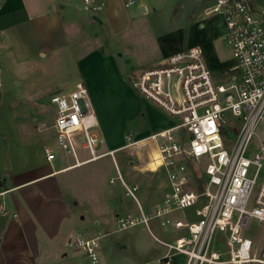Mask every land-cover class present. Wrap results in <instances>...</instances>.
I'll return each instance as SVG.
<instances>
[{
	"label": "built area",
	"instance_id": "2783aa9c",
	"mask_svg": "<svg viewBox=\"0 0 264 264\" xmlns=\"http://www.w3.org/2000/svg\"><path fill=\"white\" fill-rule=\"evenodd\" d=\"M93 19L101 14L99 0H80ZM204 14L217 20L220 37L228 49L236 74L216 81L201 46L170 54L159 63L133 71L130 86L172 120L168 128L135 138L128 133L118 150H103L104 139L93 132L98 121L82 82L71 92L49 97L55 108L53 129L57 148L75 157V165L103 157L113 160L118 183L137 214L116 219L117 230L152 220L162 227L185 229L186 234L167 248L161 264H171L174 254L185 264H264V242L256 249L245 230L252 219L264 226V136L255 128L264 121V0H208ZM134 3L128 0L125 6ZM222 71V70H221ZM228 71V70H227ZM80 141V142H79ZM78 147L88 158L78 160ZM126 151L143 168L162 170L167 189L160 203L144 210L137 198L138 186L121 176L114 154ZM54 158L46 151V159ZM184 219L173 218L176 213ZM101 232L85 237L75 232L68 244L79 250L87 264H99ZM225 249L214 251L216 239Z\"/></svg>",
	"mask_w": 264,
	"mask_h": 264
},
{
	"label": "crops",
	"instance_id": "0c3cea01",
	"mask_svg": "<svg viewBox=\"0 0 264 264\" xmlns=\"http://www.w3.org/2000/svg\"><path fill=\"white\" fill-rule=\"evenodd\" d=\"M99 1L104 4L101 15H103L105 22L109 21L113 30L118 31L121 29L119 25L123 23L124 19L119 18L116 10L121 5L124 8H129L132 4L126 7L125 3L128 0ZM208 4L209 1L207 0L206 7ZM140 5L141 11L145 13V5ZM86 15L88 14L83 9L80 0H0V264H49L50 258H64L67 256L64 250L66 245L69 246L68 239L75 232H80L85 237H91L101 232L98 229L99 223L97 221H94L92 228L87 231L82 229L88 225V220L83 218L81 214L78 215L79 213L75 209V207H78L75 198H80L81 194L72 192L69 194L61 180L58 179L59 175L69 170L95 161L81 165H75V162L73 164H62V162L69 159L70 155L62 153L56 146L53 121L49 126L50 134H48V130L41 129L44 108L53 111V116H55V108L46 96L55 94L56 91L61 90L60 86L69 82L56 83L52 80L53 75L47 68L51 60H57L60 63V61L63 62L62 59L64 58V63L67 62V65L70 66L68 69L72 70L69 77L74 78L72 80H75V83L81 81L85 83L89 99L95 108L98 125L101 128L106 125L104 124L102 105H100L104 96L102 89H104L105 81L103 79L112 75L115 78V86L125 90V94L128 95L127 99L130 107L127 111H130V115L123 118L121 122L122 140L116 146H112L108 145L110 141L104 138L103 150H118L121 148L125 144V136L128 133L133 134L135 138H141L172 125V120L169 117L151 103L142 100L130 84L127 85L123 81L114 62L109 57H104L93 51L82 58L85 61L91 60L95 65L100 64L103 73L101 72V77L98 78L96 89L92 88L88 77L85 76L86 73L83 75L81 70H78L77 73L73 70L77 64L80 66L81 63V55L76 52L74 43L81 36L82 20ZM95 20L102 23L99 16ZM196 25L198 29L204 28L202 22H197ZM212 26L217 29L218 34H216V37L220 43L222 39L216 18H214ZM214 39H212V42H214ZM200 42L191 44L188 47H202L208 67L220 70L214 73L216 81H226L229 75L236 74L234 70H230L234 65L231 55L230 61L227 62H218L216 59L211 60L206 52V46L203 45L204 41ZM206 42L208 43L210 40ZM184 48L187 47L176 49L170 54ZM170 54L163 56L145 68L159 63ZM65 58L67 59L65 60ZM59 68L60 66L58 70ZM144 103L150 104L152 108L142 107L141 104ZM7 106H18L22 110L8 113L5 111ZM29 109H31L32 114H29L31 113L28 112ZM158 111L162 113L164 119L168 120L169 124L157 121ZM139 119L143 124L136 127ZM22 127L33 132L34 136L30 140L26 139L25 134L17 133L18 129L23 130ZM13 136L14 141L11 140ZM7 140L12 141V144H9ZM111 142L114 145L116 144L114 141ZM46 151L54 154L51 161L46 159ZM119 153H122V156L128 159L127 164L131 170H134L133 172H159L164 175L160 169L150 171L143 168L139 159L131 157L126 151H117L114 154V161L118 170L116 155ZM112 165L114 174L108 178V184L116 187L123 195L118 183H109L110 178L116 174L113 160ZM95 172H93V176ZM122 177L128 184L137 185L140 193L141 188L138 184L125 179L124 176ZM164 179L165 186L160 197L157 201L149 203L146 207L147 211L161 202L167 189L166 177ZM128 204L132 210L123 213L122 216L137 214L135 204L129 199ZM96 212L97 206L92 204L91 213ZM91 213L90 215H92ZM106 215L105 218H108V215ZM173 216L177 220L188 217L187 214L180 212ZM116 219L114 218V224ZM152 221L160 226L158 221ZM162 230L170 238L166 242H162L168 244H172L178 237L186 234L185 229L176 230L168 226L163 227ZM152 236L157 240L154 234ZM136 245L138 246H133L134 256L128 257L122 264H160L161 258L167 251L164 246L165 251L156 256L155 262L153 258L147 257L144 243L138 242ZM109 246L108 241L101 245L99 251L101 264L102 260H106ZM72 251L76 252L73 248ZM181 259L182 264H185L183 255L174 254L171 257V264H178Z\"/></svg>",
	"mask_w": 264,
	"mask_h": 264
},
{
	"label": "rangeland",
	"instance_id": "374dc122",
	"mask_svg": "<svg viewBox=\"0 0 264 264\" xmlns=\"http://www.w3.org/2000/svg\"><path fill=\"white\" fill-rule=\"evenodd\" d=\"M140 4L145 5V13L141 11ZM206 4L207 0H134V3L129 8H124L121 5L116 10L119 18L124 19L123 23H120L119 28L121 29L118 31L112 29L109 21L105 22L103 15H97L102 23H98L91 16L86 15L82 20L81 36L74 43L76 52L81 55V63L80 66L77 64L73 70L76 73L81 70L83 75L86 73L85 76L88 77L92 88L96 89L98 78L103 73L100 64L95 65L91 60H82L89 53L96 51L104 57H109L114 62L121 78L128 85L130 84L128 75L133 71L149 66L176 49L188 47L200 41V43L204 41L203 45L204 47L206 46V52L211 60L216 59L218 62L230 61L231 57L227 48L224 47L220 39V43L217 41L216 34L218 32L216 27L212 26L214 17L204 15ZM126 19L127 21L125 22ZM197 22H202L204 28L198 29ZM124 23L125 25H123ZM212 39H214V42H212ZM209 40L208 44L206 41ZM126 60L128 61L126 62ZM62 61L59 63L57 60H51L47 67L53 75L52 80L56 81V83L69 81L60 86L61 90L56 91V93L71 92L75 85V80H72L74 78L69 77L72 71L68 69L70 66L67 65V62L64 63V58ZM103 80L105 81L104 89H102L104 96L100 105H102L104 124L106 125L103 128L98 125L93 132L110 141L108 145L116 146L122 140L121 122L123 118L130 115V111H127L130 103H128V95L125 94V90L115 86V78L112 75L106 76ZM83 84L85 85L84 82ZM50 95L46 97L49 98ZM141 106L145 108L151 107L148 103L141 104ZM5 109L8 113H14L21 108L18 106H7ZM93 109L95 112L94 107ZM28 112L32 114L31 109ZM158 112L159 114L156 115L157 121L169 124L168 120L166 118L165 120L162 116V113ZM53 114V111L46 108L43 109L41 129L48 130V134L51 133L49 126L53 121ZM95 116L97 118L96 113ZM17 131L19 134H25L27 140L34 136L33 132L27 128L22 131L18 129ZM255 132L261 137L264 136V121H260L257 124ZM14 136L11 140L14 139ZM7 141L12 144V141ZM111 141L116 144L114 145ZM76 154V158L80 161L89 157L88 152L80 147H78ZM74 162L75 157L70 155L69 159L66 162H62V164H73ZM116 162L122 176L140 186L141 189L140 193L139 191L137 192V198L144 210H146L150 202L158 200L165 186L163 174L146 171L133 172L134 170H131L127 164L128 159L122 156V153L116 155ZM94 171L96 172L93 176ZM112 174H114L112 159L103 157L95 162L69 170L59 175L58 179L61 180L69 194L71 192L81 194L80 198H75L78 204L75 209L79 213L78 215L81 214L83 218L88 220V225L82 229L87 231L92 228V223L97 221L99 223L98 229L101 230L102 234H105L99 241V251L101 250V245L107 241L110 246L106 253V260H102V264H122L128 257L134 256L135 250L133 246L137 247L138 245L136 244L138 242L146 245L147 257L155 260L156 256L161 255L165 251L162 241L166 242L170 238L162 230L163 227L158 226L154 221L149 223L150 230L144 225L117 230L114 218H120L123 213L132 209L128 204V199L121 194L120 190L108 184V178ZM92 204L97 206L96 213H91ZM105 214L108 215V218H105ZM150 231L157 240L153 238ZM244 233L253 240L256 249L264 242V226L254 219L250 221ZM224 242L225 239L219 236L216 239L213 250L223 251L225 249ZM64 252L67 254L66 257L50 258L49 264H87L80 251L76 250V252H73L72 248L66 245ZM179 263L182 264V259Z\"/></svg>",
	"mask_w": 264,
	"mask_h": 264
},
{
	"label": "trees",
	"instance_id": "16d2710c",
	"mask_svg": "<svg viewBox=\"0 0 264 264\" xmlns=\"http://www.w3.org/2000/svg\"><path fill=\"white\" fill-rule=\"evenodd\" d=\"M143 116V115H142ZM143 123H142V121L139 119L138 121H137V123H136V127H138L139 125H142Z\"/></svg>",
	"mask_w": 264,
	"mask_h": 264
},
{
	"label": "water",
	"instance_id": "95a60500",
	"mask_svg": "<svg viewBox=\"0 0 264 264\" xmlns=\"http://www.w3.org/2000/svg\"><path fill=\"white\" fill-rule=\"evenodd\" d=\"M97 20V19H96ZM128 60H126V62H127Z\"/></svg>",
	"mask_w": 264,
	"mask_h": 264
}]
</instances>
